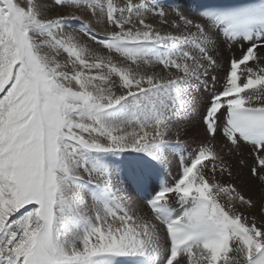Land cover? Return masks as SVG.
Listing matches in <instances>:
<instances>
[{
  "label": "snow or ice",
  "instance_id": "snow-or-ice-1",
  "mask_svg": "<svg viewBox=\"0 0 264 264\" xmlns=\"http://www.w3.org/2000/svg\"><path fill=\"white\" fill-rule=\"evenodd\" d=\"M54 3L99 13L119 30L98 38L75 11L46 18L39 0L23 6L0 0V264H116L119 258L155 255L162 245L163 264H264V197L257 202L237 186L217 182L218 171L231 176V165L209 142L195 148L178 178L147 202L159 224L137 215L108 169L94 170L81 159L85 152L151 155L161 145L180 143L176 122L190 109V90L202 86L208 92L204 131L210 140L222 131L230 152L250 145L251 160L238 163L264 189V32L230 59L220 90L217 78H208L217 65L213 30L226 25L221 34L231 42L242 34L237 17L264 22V8L216 17L207 25L157 11L164 22H179L191 33L183 39L198 54L178 55L179 38L161 35L140 16L133 20L134 0L122 7L116 0ZM65 19L79 20L90 39L124 61L96 56L75 31L58 27ZM61 50L71 60V74L56 59ZM153 57L167 75L141 66ZM254 100L261 106H253ZM118 106L127 116L112 125L105 117ZM87 188L91 207L82 195ZM172 202L180 206L178 213L167 210Z\"/></svg>",
  "mask_w": 264,
  "mask_h": 264
},
{
  "label": "bare ground",
  "instance_id": "bare-ground-1",
  "mask_svg": "<svg viewBox=\"0 0 264 264\" xmlns=\"http://www.w3.org/2000/svg\"><path fill=\"white\" fill-rule=\"evenodd\" d=\"M19 3L23 6L25 0H18ZM40 3L44 5L45 12L44 15L46 18H57L61 15H65L68 12L75 11L73 9L61 8L54 3V0H39ZM134 2L138 3L137 7L133 10V20L136 19L137 16H140L145 19L146 23H150L152 28L158 30L161 35H171L179 38L177 42V54L181 52V50L189 51L190 54H198L196 51L195 44L192 43L191 40L185 41L183 37L190 36L191 33L183 27L179 22L171 23L164 22L161 20L156 12L162 11L167 17L172 19H178L180 16H184L187 18L195 19L197 23L209 24L211 21L204 19L195 11L192 10V4L189 0H134ZM142 2V3H141ZM107 0H105V5ZM124 0H116L117 7H122ZM106 11V6H105ZM119 13H117L118 15ZM75 15L80 19L84 20L88 29H91L98 38L104 37L114 30H119L115 25L108 24L106 22V17L101 14H93L90 10L81 9L79 11H75ZM62 28L64 32L75 31L78 35L80 41L86 45L88 48L93 50L96 56L100 57H111L114 62L122 63L124 61L123 57H120L118 54L114 52H109L106 48H104L97 40H92L89 38L87 34V29L81 26V23L77 19H65L59 26ZM191 32H195V28L191 29ZM221 27L219 29H215L212 32L214 47L211 49V54L215 57L217 61V65L215 69H209L208 78L211 79L212 76L217 78L216 90H220L225 82V73L228 70V63L231 58L235 56H239L241 54L242 49H246V43L240 40H232L231 42L226 41L225 35L221 34ZM49 49L45 48L43 50L44 54H50ZM56 59L62 65H68L67 68H62L61 70L68 71L70 74L72 72L71 68V60L68 57L67 53L61 50L57 55ZM89 62H95L93 57H88ZM151 63L145 64L141 61V66L143 68L160 72L161 75H167L168 70H161L162 65L155 62V57L152 58ZM251 65H255L258 61L249 62ZM88 75H97L98 72L96 69L83 70ZM106 72L107 69H104ZM172 72H175V69H171ZM113 79H117V77H113ZM74 90L78 89V85L73 81L71 84ZM191 95L189 97L190 109L186 112V114L182 115L179 120L176 122L179 129L180 135L183 137L182 141L176 148L170 146L168 144L161 145L158 149H156L153 154H148L146 152H138L134 150H127L120 153H95V152H85L81 154V159L84 163L89 165L92 169H100L106 168L110 171L111 174V183L113 186L117 187L121 190L122 194L125 195L130 202L133 204L137 215L149 218L153 223L159 224V221L154 219V215L149 207H146L148 198L147 195H141L137 191H135L131 185L123 178L122 174L117 171L113 165L111 164V160L119 159L123 157V153L127 152L130 155L136 157L141 165L144 164V159L146 157H154L159 164L161 165L166 178L169 183L174 182L180 171V163L179 159H183V163L188 162V157L193 154V150L200 146L204 142H209L210 146L214 148V151L219 155L223 156L225 161L231 165V176L225 173L223 176L220 175L219 171L216 174V181L224 184V186L235 185L239 186L240 190L246 184L250 185V190L245 189L242 192L246 197L251 196L253 200L260 202L261 197H264V189H261L256 181L250 177L247 168H243L239 165V160L241 158L251 160L249 155L250 145H243L242 147L235 152H230V145L226 142H222V146L218 145V141L222 140L224 136L221 135L222 131H218L216 134L215 140H210L207 133L204 131L202 126V109L205 105L206 95L208 92L203 90L202 86H196L192 88ZM119 94V93H117ZM242 95H246L242 94ZM253 106L261 105V101L254 100L251 102ZM127 112L121 107L118 106L116 109L112 110L111 113L105 117L106 121L112 125L122 123L125 119V114ZM122 116V118H116L117 116ZM223 134V133H222ZM86 135V134H85ZM146 181L145 188L148 192H153L155 188L160 185V182L154 177L152 171L145 167ZM84 200L91 207L93 204V196L89 192L88 188L84 189L82 192ZM219 202L221 204H226L227 200L223 197L220 198ZM174 213H178L177 207L179 206L177 203H170ZM235 205L239 207V201L235 202ZM232 207V204L228 205ZM242 210V209H241ZM91 214V213H90ZM77 229H79V224L75 225ZM67 231H71L67 229ZM166 232V231H165ZM163 246V245H162ZM162 251H158L155 255H150L154 264H158L160 260L165 255L167 250L166 245L161 247ZM160 254V255H159Z\"/></svg>",
  "mask_w": 264,
  "mask_h": 264
},
{
  "label": "rangeland",
  "instance_id": "rangeland-1",
  "mask_svg": "<svg viewBox=\"0 0 264 264\" xmlns=\"http://www.w3.org/2000/svg\"><path fill=\"white\" fill-rule=\"evenodd\" d=\"M203 90L205 91L204 88H203ZM2 96H3V93H0V98H2ZM207 96H208V94L206 95V98H207ZM205 102H206V101H205ZM205 105H206V103H205ZM205 105H204L203 107H205ZM203 110H204V108L202 109L201 115H202V113H203ZM126 116H127V113L125 114V117H126ZM116 118H117V119H118V118L120 119V118H122V116L120 115V116H117ZM207 135H208V134H207ZM221 135L223 136L222 133H221ZM222 142H225V141H224V137H223L222 140L218 141L217 143H218V145L222 146V144H223ZM245 189L250 190V185H249V184H246L244 187L241 188V190H240L239 186H237V191H239L241 194H242V192H244ZM149 193H150V192H149ZM148 197H149V196L147 195V196H146V199H147ZM163 246H164V245H163ZM163 246H161V247L163 248ZM160 250L162 251L161 248L159 249V251H160ZM166 254H167V250H166V252H165L164 257L166 256ZM159 255H160V254H159ZM164 257H163L162 259H164ZM160 261H162V260H160ZM160 261H159V262H160Z\"/></svg>",
  "mask_w": 264,
  "mask_h": 264
}]
</instances>
